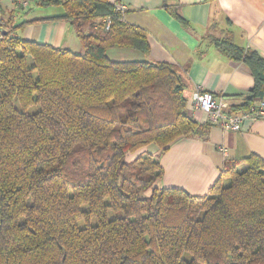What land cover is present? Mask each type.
<instances>
[{
	"label": "trees",
	"instance_id": "trees-1",
	"mask_svg": "<svg viewBox=\"0 0 264 264\" xmlns=\"http://www.w3.org/2000/svg\"><path fill=\"white\" fill-rule=\"evenodd\" d=\"M50 5L64 9L51 19L72 26L83 53L25 40L35 21L20 24L15 11L0 31V264H264V159L248 156L244 171L227 163L205 196L161 186L160 155L210 127L191 114L185 74L111 61V49L151 47L110 0L37 7ZM214 44L253 74L232 109L250 110L263 97L264 58L230 35ZM153 145L159 155L127 161Z\"/></svg>",
	"mask_w": 264,
	"mask_h": 264
},
{
	"label": "crops",
	"instance_id": "crops-1",
	"mask_svg": "<svg viewBox=\"0 0 264 264\" xmlns=\"http://www.w3.org/2000/svg\"><path fill=\"white\" fill-rule=\"evenodd\" d=\"M110 2L127 8V22L148 32L151 47L149 53L111 49L108 52L111 61L168 63L185 74L192 92L203 87L224 99L230 109L243 105L255 86L254 76L245 63L233 62L221 53L214 41L230 35L236 46L264 58V0ZM2 6L5 20L15 11V21L20 24L35 21L20 31L25 40L63 48L66 41L77 38L65 20L51 19L63 16L65 11L38 18L32 15L33 8L29 11L13 10L5 0ZM261 101H264V93L261 100L251 104L254 106ZM191 114L200 124L210 127L206 135L184 139L160 155L165 171L161 186L205 196L227 163L239 162V168H242V160L250 155L264 159V120L248 119L239 132H231L211 125L207 115ZM156 149L149 146L139 153L159 155L160 151Z\"/></svg>",
	"mask_w": 264,
	"mask_h": 264
},
{
	"label": "built area",
	"instance_id": "built-area-1",
	"mask_svg": "<svg viewBox=\"0 0 264 264\" xmlns=\"http://www.w3.org/2000/svg\"><path fill=\"white\" fill-rule=\"evenodd\" d=\"M13 10L28 11L36 7L42 0H5ZM50 2H63L65 0H47ZM3 0H0V31L5 24ZM118 11L126 12L125 6H118ZM108 31L112 26V20L107 19L103 22ZM190 109L197 114L207 115L209 123L213 126L222 128L225 131L239 132L243 124L248 119L264 120V101L252 106L250 110L234 112L228 103L218 98L215 94L207 91L203 87L197 88L190 98Z\"/></svg>",
	"mask_w": 264,
	"mask_h": 264
},
{
	"label": "rangeland",
	"instance_id": "rangeland-1",
	"mask_svg": "<svg viewBox=\"0 0 264 264\" xmlns=\"http://www.w3.org/2000/svg\"><path fill=\"white\" fill-rule=\"evenodd\" d=\"M36 7L33 8L34 9V12L32 13V15L33 16H36L38 18L50 17V16L58 15L59 13H62L64 11V9L61 6H57V5H54V6L53 5H50V6L43 7V8H38V9ZM19 34H20V36H22L23 33L20 32ZM75 36H76V34H75ZM66 43L67 44H65L63 46V49H69V50L75 51V53H83L84 52L80 40L77 39L76 37H75V41H71L70 40V41H66ZM153 147L154 148H157L158 151L161 152V150L157 146H154L153 145ZM139 152L140 151H138V152H136L134 154H129L127 156V161H130V162L134 161L140 154H142V153H139ZM153 155H158V154H153ZM245 168H246V166L243 165L242 168L241 167L239 168V171H244ZM223 182H224V185L225 186H228L229 183H230V181L228 179H224ZM85 209H87V207H85ZM123 216H124V214L122 212H119V213L110 212L108 218L110 220H112V219H115L117 217H123ZM96 223H97V221H96V219H94L91 224L92 225H96ZM78 225H79L80 228H84L85 227V223L83 221H81Z\"/></svg>",
	"mask_w": 264,
	"mask_h": 264
}]
</instances>
